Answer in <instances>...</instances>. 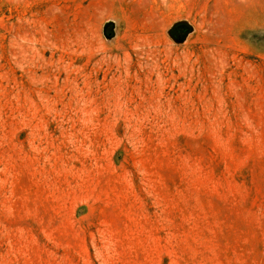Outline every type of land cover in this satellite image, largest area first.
<instances>
[{"label": "rangeland", "instance_id": "374dc122", "mask_svg": "<svg viewBox=\"0 0 264 264\" xmlns=\"http://www.w3.org/2000/svg\"><path fill=\"white\" fill-rule=\"evenodd\" d=\"M0 264H264V0H0Z\"/></svg>", "mask_w": 264, "mask_h": 264}]
</instances>
